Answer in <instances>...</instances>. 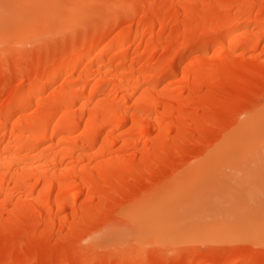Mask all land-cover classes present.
I'll list each match as a JSON object with an SVG mask.
<instances>
[{"label":"bare ground","instance_id":"obj_1","mask_svg":"<svg viewBox=\"0 0 264 264\" xmlns=\"http://www.w3.org/2000/svg\"><path fill=\"white\" fill-rule=\"evenodd\" d=\"M96 1L0 0V264H141L137 238L151 264H264L259 199L251 238L207 232L225 255L176 247L179 208L264 131V0Z\"/></svg>","mask_w":264,"mask_h":264},{"label":"rangeland","instance_id":"obj_2","mask_svg":"<svg viewBox=\"0 0 264 264\" xmlns=\"http://www.w3.org/2000/svg\"><path fill=\"white\" fill-rule=\"evenodd\" d=\"M79 4H87L89 11L92 12L97 6L96 0H79L78 4L71 3L65 7L77 6ZM65 5V4H64ZM110 6L107 2L105 9ZM62 7V9H66ZM40 28V27H39ZM38 28V29H39ZM42 28V27H41ZM24 30L18 28L20 36H24V43L30 48H34L36 43L40 41L45 43L44 55H49L53 50L57 49V43L49 42L50 38L33 37V33L26 35L30 30V26H25ZM54 29L58 30V27ZM52 30H45V35L53 34ZM226 159L218 163V178H209L208 184L212 187L221 185L225 186V193H212L206 196L210 191L204 194L195 202L188 203L184 208H179L180 214L187 217L184 223L181 224L185 231L193 232V242L187 247L181 245L180 252L188 250H199L204 255L214 254L221 256L226 254V250L222 248L225 244L232 242L231 237L223 236H207V232L215 230L222 225L227 228L225 231L233 232L234 234H246L251 238L255 224H251V219H254L256 203L259 200H264V131L260 134L251 136L245 139L238 152L235 155H227ZM186 161L178 163L176 168L184 165ZM186 176L181 179L182 184L189 182L191 175L189 171H184ZM260 176V177H258ZM258 177V178H257ZM196 179L195 174L192 175ZM262 179V181H261ZM261 181L262 187H257L258 182ZM260 185V186H261ZM263 189V188H262ZM199 209V210H198ZM201 210V211H200ZM264 222V220H263ZM176 226V225H175ZM232 235V234H231ZM199 252H195L197 254ZM79 258V257H78ZM231 257H227L226 261H230Z\"/></svg>","mask_w":264,"mask_h":264},{"label":"snow or ice","instance_id":"obj_3","mask_svg":"<svg viewBox=\"0 0 264 264\" xmlns=\"http://www.w3.org/2000/svg\"><path fill=\"white\" fill-rule=\"evenodd\" d=\"M19 7L18 5L4 3L0 5V10L3 11V14L7 16L13 9ZM137 247L143 249L144 258L141 261V264H151V261L148 259V255L150 251H156L159 249L158 245H148L145 241L137 238L135 241ZM177 249L180 248V245H176ZM179 254V252H177ZM158 255L161 257L160 264H172V261L168 258L172 253H168L167 251H158ZM10 264H16L15 261L10 262ZM20 264H36L31 258H26L20 262Z\"/></svg>","mask_w":264,"mask_h":264}]
</instances>
